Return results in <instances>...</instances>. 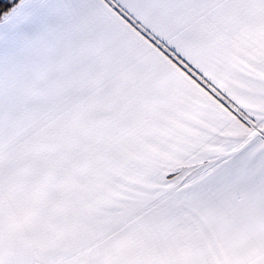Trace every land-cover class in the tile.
<instances>
[{
    "label": "snow or ice",
    "instance_id": "6c2138e0",
    "mask_svg": "<svg viewBox=\"0 0 264 264\" xmlns=\"http://www.w3.org/2000/svg\"><path fill=\"white\" fill-rule=\"evenodd\" d=\"M0 264H264V0H0Z\"/></svg>",
    "mask_w": 264,
    "mask_h": 264
}]
</instances>
